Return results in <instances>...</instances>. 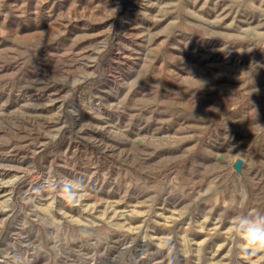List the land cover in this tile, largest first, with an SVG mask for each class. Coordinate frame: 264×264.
<instances>
[{
  "label": "rangeland",
  "instance_id": "obj_1",
  "mask_svg": "<svg viewBox=\"0 0 264 264\" xmlns=\"http://www.w3.org/2000/svg\"><path fill=\"white\" fill-rule=\"evenodd\" d=\"M256 213L264 0H0V264H264Z\"/></svg>",
  "mask_w": 264,
  "mask_h": 264
},
{
  "label": "clouds",
  "instance_id": "obj_2",
  "mask_svg": "<svg viewBox=\"0 0 264 264\" xmlns=\"http://www.w3.org/2000/svg\"><path fill=\"white\" fill-rule=\"evenodd\" d=\"M60 191L69 205H75L79 202L81 183L78 180H65ZM232 232L239 239L238 250L243 258L248 259L264 252V214L236 217Z\"/></svg>",
  "mask_w": 264,
  "mask_h": 264
},
{
  "label": "bare ground",
  "instance_id": "obj_3",
  "mask_svg": "<svg viewBox=\"0 0 264 264\" xmlns=\"http://www.w3.org/2000/svg\"><path fill=\"white\" fill-rule=\"evenodd\" d=\"M250 24V23H249ZM2 186V185H1ZM95 189V188H94Z\"/></svg>",
  "mask_w": 264,
  "mask_h": 264
}]
</instances>
